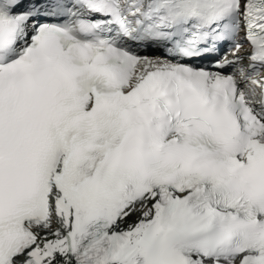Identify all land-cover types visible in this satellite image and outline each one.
<instances>
[{"label": "snow or ice", "instance_id": "obj_1", "mask_svg": "<svg viewBox=\"0 0 264 264\" xmlns=\"http://www.w3.org/2000/svg\"><path fill=\"white\" fill-rule=\"evenodd\" d=\"M0 264H264V0H0Z\"/></svg>", "mask_w": 264, "mask_h": 264}]
</instances>
